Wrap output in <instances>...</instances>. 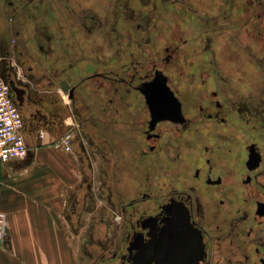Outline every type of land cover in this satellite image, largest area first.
<instances>
[{"label":"flooded vegetation","instance_id":"flooded-vegetation-1","mask_svg":"<svg viewBox=\"0 0 264 264\" xmlns=\"http://www.w3.org/2000/svg\"><path fill=\"white\" fill-rule=\"evenodd\" d=\"M5 1L35 43L59 61L68 55L69 96L81 95L86 118H97L115 188L130 197L123 238L103 258L142 264L179 253L187 221L201 264H264V0H203L210 10L194 0L86 7L84 54L49 0ZM154 81L172 92L159 99L169 117L157 121L144 92Z\"/></svg>","mask_w":264,"mask_h":264},{"label":"crops","instance_id":"crops-1","mask_svg":"<svg viewBox=\"0 0 264 264\" xmlns=\"http://www.w3.org/2000/svg\"><path fill=\"white\" fill-rule=\"evenodd\" d=\"M34 35L10 17L0 18L1 73L24 89L19 107L29 147L24 158L0 161V210L9 224L0 264H78L72 227L83 218L78 214L87 203L83 180L94 174L89 164L102 147L100 130L97 118H86L81 95L72 100L61 87L63 79L74 82L66 73L68 55L59 61L47 45L35 43ZM36 38L44 40L43 32L36 29ZM69 129L76 135L72 152L58 145Z\"/></svg>","mask_w":264,"mask_h":264},{"label":"rangeland","instance_id":"rangeland-1","mask_svg":"<svg viewBox=\"0 0 264 264\" xmlns=\"http://www.w3.org/2000/svg\"><path fill=\"white\" fill-rule=\"evenodd\" d=\"M49 1L57 10L62 12V25L67 34L72 33L76 45H79L78 47L83 54L87 53L84 42L87 40L88 33L81 24L80 13L82 9L90 7L93 12L106 10V13H112L113 10L111 0ZM194 1L197 6L206 7L205 5H208L206 10L211 9L209 3L204 4L205 0ZM107 9L110 10L107 12ZM4 12L8 13L7 17H10L14 12V7H11L6 1L2 4V0H0V18H3ZM14 20H17V17ZM18 25L21 28L26 26L23 22ZM89 38L97 42L93 36ZM228 51L234 52L235 49L232 48ZM97 154L96 162L92 159L89 164V168L94 174H89L88 177L85 175L83 180L82 188L85 191L87 203L81 206L82 210L79 212L80 206L77 202L74 203V213L78 212L83 217L72 227L74 232L73 248L77 255L78 264H112V260H108L107 257L103 258V256L111 253L119 246L125 232L122 204L129 201L130 197L119 196L115 188L116 179L112 172L113 159L107 153V149L103 151V147H100Z\"/></svg>","mask_w":264,"mask_h":264},{"label":"built area","instance_id":"built-area-1","mask_svg":"<svg viewBox=\"0 0 264 264\" xmlns=\"http://www.w3.org/2000/svg\"><path fill=\"white\" fill-rule=\"evenodd\" d=\"M24 116L19 105L14 100L11 86L0 71V161L24 158L29 147L22 132ZM45 131L40 132L44 136ZM66 151H73V133L66 131L58 141ZM9 237L8 214L0 210V244Z\"/></svg>","mask_w":264,"mask_h":264},{"label":"water","instance_id":"water-1","mask_svg":"<svg viewBox=\"0 0 264 264\" xmlns=\"http://www.w3.org/2000/svg\"><path fill=\"white\" fill-rule=\"evenodd\" d=\"M8 82L14 92L15 101L20 107H22L24 105V89L22 87H19L13 78H10ZM151 84L152 85L149 86V89L147 87L144 92L147 94L150 104L154 109V121H157L163 117H169L168 113L162 114L159 108V99H161V96H164L165 94L172 96V92L164 86L162 88L160 86V88H156L155 86L158 84L155 81ZM61 85L64 91H68L70 88V85L66 80H63L61 82ZM178 112H180V109H178ZM178 238L179 253L171 252L169 249L168 253H166L163 257L162 255H146L142 258V264H201L203 245L199 241V237L197 236V234L191 230V227L189 226L187 221L184 226V231L178 234ZM174 240L177 241L176 239Z\"/></svg>","mask_w":264,"mask_h":264},{"label":"bare ground","instance_id":"bare-ground-1","mask_svg":"<svg viewBox=\"0 0 264 264\" xmlns=\"http://www.w3.org/2000/svg\"><path fill=\"white\" fill-rule=\"evenodd\" d=\"M7 82H8V81H7ZM8 83H9V82H8ZM61 91H62V90H61ZM13 97H14V96H13ZM71 99H72V98H71ZM71 99H70V100H71ZM14 100H15V99H14ZM66 100H67V98H66ZM72 100H73V99H72ZM16 103H17V102H16Z\"/></svg>","mask_w":264,"mask_h":264}]
</instances>
